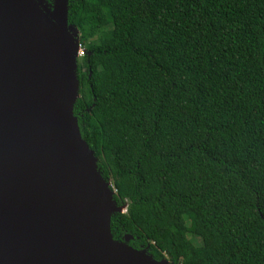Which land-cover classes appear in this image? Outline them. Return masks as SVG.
I'll return each instance as SVG.
<instances>
[{
  "label": "trees",
  "instance_id": "16d2710c",
  "mask_svg": "<svg viewBox=\"0 0 264 264\" xmlns=\"http://www.w3.org/2000/svg\"><path fill=\"white\" fill-rule=\"evenodd\" d=\"M66 22L83 50L72 114L125 203L112 239L264 264V0H67Z\"/></svg>",
  "mask_w": 264,
  "mask_h": 264
},
{
  "label": "water",
  "instance_id": "95a60500",
  "mask_svg": "<svg viewBox=\"0 0 264 264\" xmlns=\"http://www.w3.org/2000/svg\"><path fill=\"white\" fill-rule=\"evenodd\" d=\"M67 0H0V264H172L113 240L122 212L81 137Z\"/></svg>",
  "mask_w": 264,
  "mask_h": 264
},
{
  "label": "built area",
  "instance_id": "2783aa9c",
  "mask_svg": "<svg viewBox=\"0 0 264 264\" xmlns=\"http://www.w3.org/2000/svg\"><path fill=\"white\" fill-rule=\"evenodd\" d=\"M80 46V45H79ZM78 53H79V55H82L83 54V50H82V48L80 47L79 48V51H78Z\"/></svg>",
  "mask_w": 264,
  "mask_h": 264
},
{
  "label": "clouds",
  "instance_id": "9594fccd",
  "mask_svg": "<svg viewBox=\"0 0 264 264\" xmlns=\"http://www.w3.org/2000/svg\"><path fill=\"white\" fill-rule=\"evenodd\" d=\"M123 206H124V209L122 210V212L125 211V203L123 204Z\"/></svg>",
  "mask_w": 264,
  "mask_h": 264
},
{
  "label": "rangeland",
  "instance_id": "374dc122",
  "mask_svg": "<svg viewBox=\"0 0 264 264\" xmlns=\"http://www.w3.org/2000/svg\"><path fill=\"white\" fill-rule=\"evenodd\" d=\"M79 51V50H78ZM80 55H78V57H79Z\"/></svg>",
  "mask_w": 264,
  "mask_h": 264
}]
</instances>
